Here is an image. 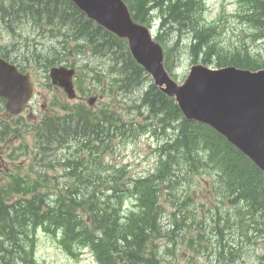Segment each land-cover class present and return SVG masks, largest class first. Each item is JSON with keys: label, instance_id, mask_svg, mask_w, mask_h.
Instances as JSON below:
<instances>
[{"label": "trees", "instance_id": "16d2710c", "mask_svg": "<svg viewBox=\"0 0 264 264\" xmlns=\"http://www.w3.org/2000/svg\"><path fill=\"white\" fill-rule=\"evenodd\" d=\"M20 1L12 0V6L6 10L7 19H11V22L17 20L21 24L27 21L35 22L40 26L55 25L57 30L66 29L65 33L71 34L72 38L87 39L95 46L98 45L96 48L99 50L104 47V50L112 55L113 61L125 60L127 67L119 70L120 76H124L121 78L122 84L126 87L138 85L140 80L137 71L140 70L125 51V58H123L122 50L124 49L113 42V38L111 36L109 38L102 28L86 19L68 0H26L25 6H22L25 10L18 12L21 8ZM127 1L131 4L136 19L144 17L140 14L141 10L145 11L146 17L144 3L148 0ZM186 1L188 4H193L191 0ZM249 1L255 9L252 12L253 22L259 28H264V0ZM178 2L179 4L175 5L170 0H165V3L161 1L159 7L165 10L163 20L181 29V27H187L188 23L181 22L180 18L172 16L173 12L184 10L183 1ZM190 8L185 11L191 15L192 27H194L196 9L191 6ZM1 10H3L2 5H0ZM169 12L171 16L168 15ZM18 13H23L26 18H18ZM167 17L168 20H166ZM194 40L198 45L206 44L201 41L198 34H195ZM31 61L32 58L28 63ZM146 102L155 111L178 113L172 100L158 92L154 86L151 87L150 97ZM105 120H108L107 116ZM104 126L105 124H100V128L89 126L79 118L69 122H58L57 117L49 118L43 121L42 125L37 126L38 145L41 146L42 151L54 150L70 143V137L84 141L87 135L103 133L106 131ZM186 130L184 131L187 132ZM10 131L7 129L5 133L8 134ZM185 132H179L175 143L183 147L189 155L194 148L190 147L191 141L187 140L190 136ZM90 143V141H84L85 148H90ZM81 150L82 148L79 147L72 156L60 155L54 158L56 163L68 166L72 174L74 169L78 168V164H80V171L74 174L73 183L67 188L66 194L51 202L43 201V198L36 194L32 180L19 178L17 175H10V181L0 187V252L6 245H10L23 253L15 257L0 256V264H38L33 259L31 251L27 250V241H30L32 247L33 229L43 222L55 228L67 229L71 226L70 239L81 242L83 245L87 242L93 245L95 256L100 264L157 263L152 249L153 244L150 242L153 238L164 236L159 223V190L162 184L172 178L173 174L170 172L166 174L159 170L158 173L148 177L132 178L126 176V170L123 168L107 172L106 168L95 163V167L101 172L99 173L83 162L80 158ZM93 153L90 150L89 155ZM13 193L19 195L15 200L10 199ZM251 193L252 191L248 190V198L252 200ZM236 194L238 197H243L240 189L236 190ZM129 197H133L137 204L134 210L124 212L122 207L126 198ZM83 205H86L88 210L86 215ZM246 210L251 211L252 214L264 216V184ZM259 223L260 220L256 219V224ZM184 231L186 234V230ZM215 233L219 235V232L215 231ZM198 237L201 239L202 236L197 228L196 232L186 240L194 243ZM62 243L72 252L71 246L75 242L63 241ZM218 255L221 256V253Z\"/></svg>", "mask_w": 264, "mask_h": 264}, {"label": "rangeland", "instance_id": "374dc122", "mask_svg": "<svg viewBox=\"0 0 264 264\" xmlns=\"http://www.w3.org/2000/svg\"><path fill=\"white\" fill-rule=\"evenodd\" d=\"M181 1H183L182 5L185 6L184 10L181 12L175 11L173 12L172 16L173 18H180L181 22L184 21L186 22V24L188 23V30L182 31L173 24H170L171 26L169 27V29L166 27L168 35L171 33V36H173L174 40L178 35L181 37V41H179L178 45H176V43H172L169 49L173 71L178 80L182 79L186 75L189 67L191 66V62L188 57V52L185 50V46L188 45V43L191 41L193 33V20L190 17L191 15L189 13L187 14L185 11L187 8L191 9L190 6L192 7V4H188L186 0ZM206 1L208 5L206 14H208L209 17L216 16L219 6V0ZM234 7L235 0H228V5L225 8V11L230 15L232 14ZM140 14L144 16V10H141ZM225 15L228 19H230L229 15ZM155 16H158L157 12L155 13ZM171 27L172 30L170 32ZM24 28V32L30 34L31 30L29 26H26ZM199 37L201 38L200 35ZM8 41H10V36H8L7 33L3 31V33L0 34V44L5 45L4 42ZM255 46L257 48H261L260 44H256ZM84 53H89L86 48L81 54V60L83 62H85V59L82 58ZM94 56H89V58H87V61L89 62L88 66L109 65L108 60L105 58V56ZM71 59L74 61L77 60L73 56H71ZM29 60H31V58H25L22 60V63L27 65L30 63H28ZM37 77L39 81L36 96L39 101L37 103L33 102L25 112V114L21 115L23 117L24 115L27 116L26 122L29 125L35 124L38 117H40L44 113L45 110L40 107L42 100H45L47 102V99L45 98L47 97L48 99H50L53 95V89L47 85L48 82L46 81L44 74H42V71L40 73L37 72ZM128 96H134V94H129L127 95V97ZM61 99L63 100L62 97ZM26 137L30 139V135H27ZM116 143L117 141H113V145H115ZM156 145L157 143L155 139L144 137L141 138V140L138 142L129 143L126 145L116 144L115 151L108 152L106 159L115 164L127 165L129 174L133 175L134 173H140L142 170H146L150 165H152L155 159L152 149ZM3 166L4 162L0 161V169L3 168ZM8 166H12L11 162L8 164ZM1 176L2 174L0 173V179L2 178ZM199 198L201 199L200 195L198 196V199ZM167 211L168 213L171 212L170 209H168ZM164 220H168V217H164ZM227 232L228 230H224L225 234H223V237L224 239H226V241H229V235L227 234ZM174 237L176 238V241H162L164 250L159 253L160 264H249L250 262L255 261L257 255L263 251V244L261 241H257L255 244H249L246 241L245 237L234 235L232 242H234V245L239 246V250H241L240 256L234 259H229L230 246H226L224 248L226 259H222V257L220 258L217 253L218 245L215 244L213 234L210 231L209 227H206V229L204 230L203 240L199 242L201 244V247L197 245V242H194L193 247H195V249L190 248L188 246V242L184 241L179 233L177 235H174ZM36 238V256H38V258L46 264H94V260L91 254L88 252L82 251L83 253L78 259H72L68 257L62 251V249H60V247H58L51 241L53 238H51L50 236L45 235L41 232L37 235Z\"/></svg>", "mask_w": 264, "mask_h": 264}, {"label": "water", "instance_id": "95a60500", "mask_svg": "<svg viewBox=\"0 0 264 264\" xmlns=\"http://www.w3.org/2000/svg\"><path fill=\"white\" fill-rule=\"evenodd\" d=\"M77 4L85 9V11L98 20L99 22L103 23L107 27L119 30L121 32H129L131 34V44L133 51L137 54H141V57H146V52L149 55L150 59H153V54L145 48L143 40L138 39L136 37L137 32L129 28L130 26L125 22L127 20V14L125 13V17L119 8L122 5L119 3V6L111 2L110 0H75ZM109 5L112 8L111 14L107 15L104 14L101 10V5ZM114 9V10H113ZM125 19V20H124ZM118 20V22H115ZM154 72L158 78V82H164L163 78L161 77L160 71L158 68L154 69ZM57 72L53 71L52 76H54ZM197 77L200 78V75L197 73L193 76L195 79ZM193 80L189 82L188 85H185L183 88H177L173 85H168L167 91L168 92H175L177 93L179 101L183 102L185 105H188L189 99H194L195 94L203 95V99L211 101L213 99V90L210 85V81L208 83L204 82L200 85L199 82L193 84ZM242 79H249L248 76L242 77ZM167 82V81H166ZM193 84V85H192ZM212 84V83H211ZM219 85H224V82L217 83ZM0 95L5 96L8 99L7 108L10 109L12 112H19L23 108L26 101L29 99L31 95V88L28 85L27 76L20 75L15 71V69L11 66H8L5 63L0 64ZM188 99V100H187ZM210 109V108H209ZM239 122V125L242 126L244 130L249 131L251 133V137L257 143L264 144V127L258 131V127L264 126V117L255 116L254 114L250 113L249 110L243 111L236 116V122ZM235 127V124L232 125ZM230 137V136H229ZM252 152L247 151L251 155H253L258 161L264 163V155L261 154V150H256L251 148ZM254 152V153H253ZM257 153V154H256ZM264 165V164H263Z\"/></svg>", "mask_w": 264, "mask_h": 264}, {"label": "bare ground", "instance_id": "6f19581e", "mask_svg": "<svg viewBox=\"0 0 264 264\" xmlns=\"http://www.w3.org/2000/svg\"><path fill=\"white\" fill-rule=\"evenodd\" d=\"M25 4H26V0H21L20 1V6H21V8L19 9V11L18 12H23L24 10H25V8H23L24 6H25ZM23 6V7H22ZM18 18H26V16L23 14V13H18Z\"/></svg>", "mask_w": 264, "mask_h": 264}]
</instances>
